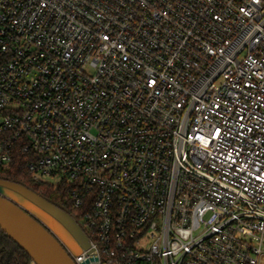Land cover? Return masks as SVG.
<instances>
[{"label": "built area", "instance_id": "1", "mask_svg": "<svg viewBox=\"0 0 264 264\" xmlns=\"http://www.w3.org/2000/svg\"><path fill=\"white\" fill-rule=\"evenodd\" d=\"M16 148L75 264H264V0H0V168Z\"/></svg>", "mask_w": 264, "mask_h": 264}, {"label": "water", "instance_id": "2", "mask_svg": "<svg viewBox=\"0 0 264 264\" xmlns=\"http://www.w3.org/2000/svg\"><path fill=\"white\" fill-rule=\"evenodd\" d=\"M41 220L62 238L68 235L60 224L75 237L82 234L75 219L63 205L44 199L22 184L0 179L1 230L34 264H75L72 258L75 255L66 249ZM81 247L87 250L89 244L82 243Z\"/></svg>", "mask_w": 264, "mask_h": 264}, {"label": "trees", "instance_id": "3", "mask_svg": "<svg viewBox=\"0 0 264 264\" xmlns=\"http://www.w3.org/2000/svg\"><path fill=\"white\" fill-rule=\"evenodd\" d=\"M0 179H8L12 182L22 184L34 193L46 200H52L58 195L66 196L67 192L62 187L55 188L52 184L35 181L28 171V159L16 148L14 161L8 167L0 168ZM68 213L74 218L76 213L64 203ZM0 264H32L29 256L0 228Z\"/></svg>", "mask_w": 264, "mask_h": 264}, {"label": "flooded vegetation", "instance_id": "4", "mask_svg": "<svg viewBox=\"0 0 264 264\" xmlns=\"http://www.w3.org/2000/svg\"><path fill=\"white\" fill-rule=\"evenodd\" d=\"M52 201V200H50ZM55 202V201H54ZM70 215V214H69ZM71 216V215H70ZM73 217V216H71ZM74 218V217H73ZM75 219V218H74ZM42 223L48 228L50 229V231H53L52 227H50V225H48L47 223H45L43 220H41ZM55 221V220H54ZM76 221V220H75ZM57 224H59L57 221H55ZM76 223L78 224L80 230L82 231V234L79 237H75L73 236L70 232H68L65 227H63L61 224L59 225L63 230L66 231L69 239L72 241L74 248L80 250V252L82 251V243H88V238L86 233L84 232L83 228L81 227L80 223L76 221ZM54 234L58 237V239L62 242V244L66 247V249L72 253V255H77V251L75 249H73L71 246H69V244L66 242L65 238L60 237V235H58V233H56L55 231H53Z\"/></svg>", "mask_w": 264, "mask_h": 264}, {"label": "rangeland", "instance_id": "5", "mask_svg": "<svg viewBox=\"0 0 264 264\" xmlns=\"http://www.w3.org/2000/svg\"><path fill=\"white\" fill-rule=\"evenodd\" d=\"M54 201L57 202V203H62L63 201H64L65 204L67 203V200H66L65 197L62 196V195H58V196H56V198L54 199ZM63 237L65 238V240H66L67 238L69 239L68 236L63 235ZM68 239H67V240H68ZM68 242H69V243H68ZM68 242H67V243L70 245V244H71V241L68 240ZM75 250L77 251V253H80V250H78V249H75Z\"/></svg>", "mask_w": 264, "mask_h": 264}, {"label": "bare ground", "instance_id": "6", "mask_svg": "<svg viewBox=\"0 0 264 264\" xmlns=\"http://www.w3.org/2000/svg\"><path fill=\"white\" fill-rule=\"evenodd\" d=\"M67 239H68V238H67ZM67 239H66V242H68V240L71 241L70 239H68V240H67ZM68 243H69V242H68ZM69 246H71L73 249H75V248H74V245H73V243H72V241H71V244H70Z\"/></svg>", "mask_w": 264, "mask_h": 264}]
</instances>
